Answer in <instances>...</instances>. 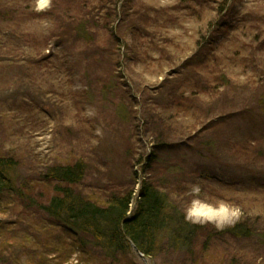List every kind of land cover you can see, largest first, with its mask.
Returning a JSON list of instances; mask_svg holds the SVG:
<instances>
[{"label":"rangeland","instance_id":"374dc122","mask_svg":"<svg viewBox=\"0 0 264 264\" xmlns=\"http://www.w3.org/2000/svg\"><path fill=\"white\" fill-rule=\"evenodd\" d=\"M221 1L0 0V153L19 156L18 182L82 157L81 191H133L132 212L141 183L157 182L188 221L207 227L201 234L241 219L264 229V117L247 112L264 94V0ZM91 14L96 36L84 41L76 19ZM202 34L201 54L186 62ZM219 67L230 83L210 93L202 75ZM32 220L51 219L36 211ZM84 240L64 264H264L256 238L201 235L192 254L165 239L153 256L133 244L115 260Z\"/></svg>","mask_w":264,"mask_h":264},{"label":"trees","instance_id":"16d2710c","mask_svg":"<svg viewBox=\"0 0 264 264\" xmlns=\"http://www.w3.org/2000/svg\"><path fill=\"white\" fill-rule=\"evenodd\" d=\"M228 1L222 0L220 9H224ZM87 19L98 21L95 14L76 19V33L79 39L92 41L96 28L89 25ZM120 23L121 19L109 25V29L114 31ZM208 24L209 27L216 26L213 19ZM204 38V34L198 38L196 45L199 48L187 57L186 62L201 54ZM116 42L115 45L121 48L122 40L118 38ZM213 55L219 57L221 54L215 52ZM202 76L206 78L203 86L210 93L218 94L230 83L225 67ZM200 92L194 88L191 94L200 95ZM173 106L177 109L173 116L177 120L183 103L175 100ZM255 111L264 117V94L247 109V112ZM157 152L150 155V162L156 161ZM19 162V156L13 151L0 153V264H50V256L64 264L75 247L84 244V236L90 237L91 243L111 260L126 255L133 244L144 254L153 256L165 239L190 254L201 235L207 242L226 238L264 240V229L258 221L247 219L222 230L210 225L209 231L201 234L207 227L188 221L185 212L172 204L168 191L157 182L141 183L140 199L133 212V191L111 198L84 193L81 190L87 162L82 157L48 164L36 179L20 183ZM36 211L47 214L51 220L34 222L32 215ZM14 215L19 220H13Z\"/></svg>","mask_w":264,"mask_h":264},{"label":"bare ground","instance_id":"6f19581e","mask_svg":"<svg viewBox=\"0 0 264 264\" xmlns=\"http://www.w3.org/2000/svg\"><path fill=\"white\" fill-rule=\"evenodd\" d=\"M198 216H204V215H199V214H197Z\"/></svg>","mask_w":264,"mask_h":264}]
</instances>
